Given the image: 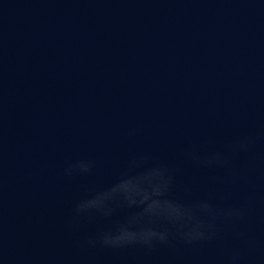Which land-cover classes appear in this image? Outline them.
Instances as JSON below:
<instances>
[{"label":"water","instance_id":"1","mask_svg":"<svg viewBox=\"0 0 264 264\" xmlns=\"http://www.w3.org/2000/svg\"><path fill=\"white\" fill-rule=\"evenodd\" d=\"M0 264H264V0H0Z\"/></svg>","mask_w":264,"mask_h":264}]
</instances>
